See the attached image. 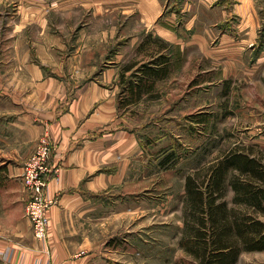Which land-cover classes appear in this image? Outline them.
<instances>
[{
	"label": "crops",
	"instance_id": "crops-1",
	"mask_svg": "<svg viewBox=\"0 0 264 264\" xmlns=\"http://www.w3.org/2000/svg\"><path fill=\"white\" fill-rule=\"evenodd\" d=\"M16 1L0 17V264H116L106 260L119 251L107 248V234L118 239L120 220L129 223L126 233L135 231L130 225L137 221L139 193H148L154 177L168 170L154 164L157 154L131 122L132 108L157 95L161 80L178 79L190 48L210 62L207 46L215 32L220 54L233 55L235 43L253 44L260 0ZM75 4L88 19L69 21L70 37L58 34L63 31L49 16ZM101 18L105 25L91 27ZM155 38L168 45V75L120 107L121 74L166 51ZM126 45L140 55L125 59ZM43 136L53 143L51 163L59 166L46 187L57 201L47 210L45 243L33 236L21 182Z\"/></svg>",
	"mask_w": 264,
	"mask_h": 264
},
{
	"label": "rangeland",
	"instance_id": "rangeland-1",
	"mask_svg": "<svg viewBox=\"0 0 264 264\" xmlns=\"http://www.w3.org/2000/svg\"><path fill=\"white\" fill-rule=\"evenodd\" d=\"M11 2L9 6L0 4V17L6 15L4 8L11 9L18 1ZM259 4L264 8V0ZM74 8L49 16L63 31L58 34L70 37L67 23L88 19L80 5ZM259 18L258 31L250 36L253 44L235 43L233 55L220 54L215 32L207 46V53L214 54L210 62L200 59L202 50L190 48L180 76L175 74L178 79L170 76L161 80L157 95L146 96L132 108L131 122L144 136L148 151L157 154L154 164L163 166L161 161L172 150L176 158L169 167L163 166L168 170L154 177L156 182L148 193H139L137 221L130 225L135 231L126 233L124 228L129 223L120 220L114 233L118 239L112 241L107 234V248L119 250L107 255V263L116 259V264H198L181 244L186 175L204 176L208 167L231 148L251 152L264 162V12ZM92 23L91 27H101L106 19ZM32 29L40 36L37 28ZM234 36L237 38L236 32ZM121 51L125 59L140 55L130 45ZM231 197L228 190L226 198L230 201ZM237 264H264V251H244Z\"/></svg>",
	"mask_w": 264,
	"mask_h": 264
},
{
	"label": "trees",
	"instance_id": "trees-1",
	"mask_svg": "<svg viewBox=\"0 0 264 264\" xmlns=\"http://www.w3.org/2000/svg\"><path fill=\"white\" fill-rule=\"evenodd\" d=\"M263 12L261 8V15ZM154 41L166 51L138 65L129 76L121 74L120 107L139 100L168 75L172 65L168 45L157 38ZM172 151L161 161L163 166L175 161ZM228 190L232 192L230 201L226 198ZM183 223L181 244L198 264H237L244 251H264L263 160L231 148L208 167L204 176L187 174Z\"/></svg>",
	"mask_w": 264,
	"mask_h": 264
},
{
	"label": "built area",
	"instance_id": "built-area-1",
	"mask_svg": "<svg viewBox=\"0 0 264 264\" xmlns=\"http://www.w3.org/2000/svg\"><path fill=\"white\" fill-rule=\"evenodd\" d=\"M53 143L43 136L26 159L21 182L27 193L25 214L35 239L45 243L48 236L47 210L56 203V197L46 192L49 181L57 174L59 166L51 163Z\"/></svg>",
	"mask_w": 264,
	"mask_h": 264
}]
</instances>
